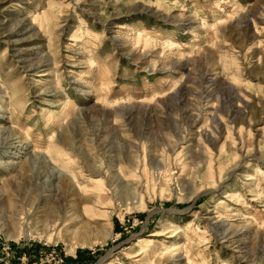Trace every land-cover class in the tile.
Here are the masks:
<instances>
[{"label":"rangeland","instance_id":"1","mask_svg":"<svg viewBox=\"0 0 264 264\" xmlns=\"http://www.w3.org/2000/svg\"><path fill=\"white\" fill-rule=\"evenodd\" d=\"M0 264H264V0H0Z\"/></svg>","mask_w":264,"mask_h":264}]
</instances>
